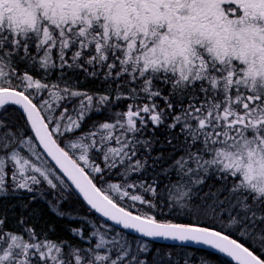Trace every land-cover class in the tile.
<instances>
[{"label": "snow or ice", "instance_id": "1", "mask_svg": "<svg viewBox=\"0 0 264 264\" xmlns=\"http://www.w3.org/2000/svg\"><path fill=\"white\" fill-rule=\"evenodd\" d=\"M44 185L84 226L0 211V264H193L143 238L264 264V0H0V201ZM76 194L142 238L61 211Z\"/></svg>", "mask_w": 264, "mask_h": 264}, {"label": "trees", "instance_id": "2", "mask_svg": "<svg viewBox=\"0 0 264 264\" xmlns=\"http://www.w3.org/2000/svg\"><path fill=\"white\" fill-rule=\"evenodd\" d=\"M58 73L54 72L53 73V80L56 79ZM80 87L88 88L93 91H102L103 90V85H100L98 82H81ZM131 101H121L118 102V104L115 106V110H123L124 105L126 103H130ZM162 104L163 101H160ZM5 115L11 117L12 119L19 120L20 117L17 113V107L11 106L9 107V110ZM106 117L103 115H97L93 114L91 119H89L85 123V128L90 124L93 120H103ZM29 135H32V133L29 132ZM146 136H151V133H146ZM156 139L160 142H163L164 140V130L160 129L156 132ZM161 151L160 144H157L151 153V156H149V153L144 151L142 148L138 147V154L137 157L135 158H143V157H148L149 158V165L153 163L152 156H155L158 152ZM95 155V154H94ZM134 158V159H135ZM97 162H99V158H96ZM50 162V161H49ZM141 178H147V175L145 174H134L131 178H129V182L132 180H139ZM110 179H119L115 175L110 176ZM175 179V177H173ZM219 185V181H216L214 179H210L207 182V185L205 186V190H207V187L209 185ZM74 191V189H70ZM31 194L24 193V194H19L17 193L16 196H14L12 199H5L3 201H0V211L7 210V215L9 217V222H8V227L10 228H16V219L20 216H24L25 219L29 221V224L34 225L37 228V231L44 230L47 232V229L49 227H54L55 228V233H48L50 238L52 239H65V240H71L72 235L69 233L68 229L69 228H76L80 226H84L81 224L80 220H73L70 219L68 216H57L49 207V205L45 202H38L41 200H35L32 201L31 203L29 202ZM78 194L74 196L73 198H69L66 203H63L60 206V210L64 212H71L75 216L81 215V210L88 212L94 217L97 222L96 223H102L105 222L106 220L102 217H100L98 214L94 213L89 206L80 198L78 197ZM19 205H26L28 207V212H24ZM70 207V209H69ZM137 207H139V204H137ZM74 208V209H73ZM14 209V210H13ZM84 217V215L82 216ZM168 219H173L174 217L168 216ZM195 217H189L184 214H178L175 217V220L177 222H183V223H188V222H195ZM106 223L113 227L114 230L117 233H120L121 235H127L131 238L137 237L135 235H132L126 231L121 230L115 225H112L111 223L107 222ZM18 230V229H17ZM139 238V237H138ZM152 245H154L157 248L164 249L168 252H174V253H180V252H188L191 254V257L193 258V264H199V260H210V263L213 264H234L227 258L223 257L222 255L215 253L210 250L198 248V247H187V246H176V245H171V244H162V243H156V242H151L149 241ZM205 264V263H204Z\"/></svg>", "mask_w": 264, "mask_h": 264}, {"label": "water", "instance_id": "3", "mask_svg": "<svg viewBox=\"0 0 264 264\" xmlns=\"http://www.w3.org/2000/svg\"><path fill=\"white\" fill-rule=\"evenodd\" d=\"M48 159L50 160V158H48ZM51 163L54 165V162L53 161H51ZM80 198L83 200L82 197H80ZM92 211L94 212V210H92ZM96 214H98V213H96ZM104 219L107 221V218H104ZM108 222L111 223V224H113V225H115V226H117L118 228H120V229H122V230H124V231H126L128 233H130V234H133L135 236H138V237L142 238L140 236V234L134 232L133 230L123 229V226L122 225H116L115 222H112V221H108ZM143 239H147V240H149L151 242L162 243V244H171V245H176V246H187V247H198V248L210 250V251H213L215 253H218V254L222 255L223 257L227 258L228 260H230L231 262H233L235 264V262L230 257H228L225 254L220 253L218 250H216V249H214V248H212L210 246L204 245V244H199V243H195V242H192V241L181 242V241H175V240H170V239H155V240H153L152 238H143Z\"/></svg>", "mask_w": 264, "mask_h": 264}, {"label": "rangeland", "instance_id": "4", "mask_svg": "<svg viewBox=\"0 0 264 264\" xmlns=\"http://www.w3.org/2000/svg\"><path fill=\"white\" fill-rule=\"evenodd\" d=\"M54 73V72H53ZM131 103V102H130ZM29 134V133H28ZM49 164L50 165H52V163H50L49 162ZM19 193V192H18ZM19 194H24V193H19ZM32 195V194H31ZM36 195H37V199L36 200H41V201H38V202H45V203H47L46 201H52V203L54 204L55 203V200L53 199V196L52 195H50V194H48V191H47V187H46V185H44V186H41L40 188H39V191L36 193ZM65 195H67V193H65ZM48 204V203H47ZM69 209H70V207H69ZM74 209V208H73ZM81 215H79V217H82L83 215L85 216V215H87V218H88V220L89 221H92V222H97V220L94 218V217H92V215L90 214V213H88V212H85L84 210L82 211L81 210ZM108 225V224H107ZM81 227V226H80ZM111 228H113V227H111ZM114 229V228H113ZM120 234V233H119ZM126 235V234H125ZM129 237V236H128ZM129 238H131V237H129ZM135 238H137V239H140V238H138V237H135ZM185 253H187L189 256H191V254L190 253H188V252H185ZM210 260H207V261H205V260H199V264H213V263H210L209 262Z\"/></svg>", "mask_w": 264, "mask_h": 264}]
</instances>
